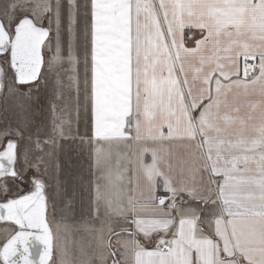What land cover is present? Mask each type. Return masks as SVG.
Listing matches in <instances>:
<instances>
[{"label":"snow or ice","instance_id":"6c2138e0","mask_svg":"<svg viewBox=\"0 0 264 264\" xmlns=\"http://www.w3.org/2000/svg\"><path fill=\"white\" fill-rule=\"evenodd\" d=\"M0 264H264V0H0Z\"/></svg>","mask_w":264,"mask_h":264}]
</instances>
